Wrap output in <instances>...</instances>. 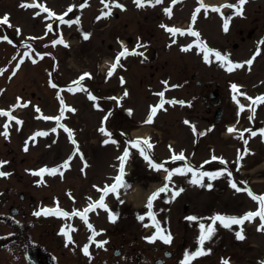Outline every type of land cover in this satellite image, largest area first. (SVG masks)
<instances>
[{
  "label": "rangeland",
  "instance_id": "374dc122",
  "mask_svg": "<svg viewBox=\"0 0 264 264\" xmlns=\"http://www.w3.org/2000/svg\"><path fill=\"white\" fill-rule=\"evenodd\" d=\"M0 1H2L0 2V14L8 9L9 10L16 9V7H18L16 3H19V0H7V2H5V0H0ZM48 1H50L51 6L53 5V7L56 8L57 13L61 12L64 9L67 10L68 5H72V4L75 5L77 3L75 0L73 1V3L68 4L67 6H63V4H65L64 0H48ZM208 1L213 2L214 0H208ZM235 1L236 0H230V2L232 3H234ZM9 2L12 3V5ZM89 4H90L91 9L94 10L95 6L98 5V2L96 3V2H93V0H91ZM126 8H129V7H126ZM128 10L129 11L126 14H120V19L121 21L128 22L129 27L131 25L138 26V24H140V27H144V29H140V33L142 34V37L144 36L145 39L150 41L149 46L151 45V47L149 46L147 47L148 49L147 60H151L153 58L152 54L156 50H158V52L162 54V56L164 57L165 51L167 50L168 52V48H166L165 46L162 47L160 45L162 44L164 45V43H166L167 41V38L165 36L166 38L165 39L164 36L162 35L161 28L159 27V22H162V21L167 22V20L164 19L163 17H162L163 19L161 18L159 14L160 8H152L149 12H146V13H139L135 11L134 8H131V7ZM21 11H24V10L20 8L19 13H21ZM261 11H264V0H256V1L254 0V2L252 3L248 2L246 6V12H245L246 16L248 17V20L245 19V20H242V22L240 21L237 22V20L234 21V23L232 24V29H233L234 34L231 36V39L228 41H225L223 38L221 39L220 37H218V32H219L218 22H217L218 20H214V19L210 20V19H206L207 17L203 18L204 16H200V19L198 21H200V24H203L204 22H206L204 26L205 28L204 33L206 37H212L217 43H219L216 45H219L221 49L223 47L231 48V46H233V41H234L233 36L237 35L235 33L236 30H234V28L246 29L248 26V23L256 17L258 18V20H260L259 27H261L262 24L264 23V18H263L264 14H262ZM13 12L16 13L15 10H13ZM31 12L32 11L26 10V13H24L25 15L24 17L30 19L29 17L31 16ZM202 14L206 15L204 12L203 13L201 12L200 15ZM189 17L190 16L188 12L185 9H182V11L179 12L177 15V18L179 20L178 19L176 20V18L175 20L178 23H180V21L182 20L188 21ZM34 20L35 19L31 20L30 27L28 25L25 26L24 30L26 34H24V36L26 39L33 40L32 36H37L38 40L39 39L42 40V38H44V34L50 35L47 32V30L44 29L43 23L41 22V20H38V21H34ZM140 20H143V21H140ZM10 21L12 23L13 18ZM211 21H212V24H211ZM113 23L114 22L112 20L111 25H113ZM143 23L145 24V26L143 25ZM113 29H114L113 27L110 28V32H108L109 31L108 29L105 30L106 34L103 33L102 36H105L106 38L107 37L110 38L113 34V32H111L113 31ZM54 30H57V27H55ZM63 30L65 31L66 29H63ZM21 31H23L22 28H21ZM120 31L123 32L124 29L121 28ZM211 33L214 35L211 36ZM259 35L260 34H257L258 37ZM51 36H49V38ZM130 36H132V34H130ZM93 37L95 38V36H92L91 38V43H90L91 45L80 46L77 43V41H73L75 42V44H73L70 50H66V51L57 50L56 51L58 55V56L56 55L57 61H60L61 68L59 67L56 68L60 70V72L58 71V74H54V77L52 78L53 81L61 82V84H64V85H66L71 80H72L71 82L75 81V78L80 75L79 73H81L84 70L83 66H86V61L88 63H92L93 66L89 64L88 66H86L85 69L91 70L92 73L94 74L97 63L100 61L99 56L94 54V52H96L94 49L95 47H97V45H99L100 41L98 39H100L101 37L97 36V38L95 39ZM23 39L24 37L21 38V40ZM41 40H40V44L43 43ZM107 42H112V40L107 38ZM45 47H47L46 44H45ZM174 48L175 49L172 48V51H170V53L172 54H169V57H166L167 59L171 58L168 62L170 64L166 68L168 75L167 76L165 75L170 81L169 84L172 83V85H176L180 83L179 81L180 79L182 80L184 79V77L182 76V73L184 71L182 72L179 71L181 67H182L181 70L186 68L188 70L194 71L195 69L197 70V66L199 64L198 71L200 74L198 75V79L201 80L204 86L207 85V83L210 82L211 79H216V81L221 83L220 87L222 88L224 92V96L222 97L223 100L228 98L230 101L231 98L238 97L229 88L227 89V86L229 85V83L233 81H236V80L240 81L242 79L243 77L242 74L244 73H241V70L233 69V71L229 72L227 68L223 66L222 63L215 64L214 66L208 62L200 61L198 64H196V58L194 57L193 54L186 55L188 56L186 59L185 57H181L183 58L182 60V59H179L178 56L176 57L173 54V53H177V48L176 47ZM102 52L103 54H107V53L110 54V52H107L106 48H103ZM241 53L242 52H240V56H239L240 59L245 58L247 56V55L246 56L241 55ZM33 54L38 60V63L36 66H33L26 61H24V65L23 64L21 65L19 61L16 60L14 61L12 65L10 64L9 68L4 69L3 73L0 74V109H5L7 108V105H10L17 101H22V100H29L31 103V106L23 110V112L21 113V116L24 121L23 123L24 126L21 127L20 129L15 130L14 133H12L13 137L11 138V141H10L11 143L6 144L4 140V136H3L4 134L0 132V160L8 161L6 167H4L2 170L13 171V174H10L7 177H0V189L2 190L9 188L10 186H13L15 188V184H17V182H21L23 184H26V183L29 184L30 182L32 183L33 181H35V179L31 178V176L28 174V169L35 168L36 165H39L43 161H45V164L43 166H52L54 164H60L62 161H64V159H66L67 153L72 150L68 139L63 135L60 136L58 133L57 134L48 133L46 136H39L29 142L24 141L23 143V138L26 137L27 139L32 131L38 132L41 129L46 130V127H49L51 124L49 122H44L43 120L39 118L34 119L33 118L34 113L32 110V106L34 105L39 106V108H41V114L43 115L46 114V112L51 115H56L58 111H55V110L61 109L58 104V101H60L61 97H63V100L65 101V103L69 102L72 104L73 101L71 100L74 97L82 93V92L71 93L68 90L49 88V85L47 84V80L49 79L48 76L52 75V67H49L51 68V70H48L47 68H45L44 64H41L39 62V57L37 53L33 52ZM199 57L200 56L198 55V58ZM12 59L13 57L7 55L5 46L1 45L0 46V69H3L5 65ZM152 60H154L159 65L163 64L161 56L158 59H152ZM163 60H166V59H163ZM43 61L47 62L48 58L47 59L43 58ZM184 61L186 62L184 63ZM146 62H147L146 60H143L142 62L139 61L140 64L136 63L135 69L137 70L136 71L137 76L135 78L137 80L139 78L144 77L143 74H146V78H143V79L145 80V82H147L148 76L150 75L153 76V74H155L154 71L151 73L150 70H148V67H145V69L142 67V64L143 63L146 64ZM151 63H154V62L151 61L147 63L145 66H148ZM175 63L177 64V68L175 66ZM17 64H20V67H19L20 69L18 73H16L15 75H12L15 69V66ZM49 65H50V62H49ZM170 65L175 66L177 73L171 71L172 67ZM68 69H69V72L67 71ZM131 71H132L131 73H135L134 70H131ZM212 71H215V73H213ZM64 72H66L67 74ZM161 73L158 72L154 76L157 78L155 81H154L155 78L152 79V86H153V90H151L152 94L157 93L156 90L158 89V87L161 86L160 82H158V80L161 81V79L164 78L163 76L161 77ZM255 80L256 79H254V81ZM248 81L249 79H247V83ZM249 82H252V81H249ZM191 83L192 84L189 86L190 91L188 90V88L186 89L180 88L181 90H177L180 92L170 91L168 93H165L166 96L164 97L175 98L177 96L176 99H178V101H185V103L184 104L179 103V106L175 105L178 108L171 110L172 112L171 114L169 113V115L167 116H162L161 122H159L158 119L156 120V123H155L156 128L154 127L156 129V132L154 133V131H152V135H151L152 138L150 142H155L156 140L160 141V146L156 150H154L157 158L162 161L166 159L167 161L169 155H168L167 150L165 149V146L170 143L175 148V152L179 151L185 154V156L188 159L186 160L188 163L193 164L194 162L193 165H197L202 159L207 158L208 156H209L208 158H210L211 153L204 152V148L206 149V145L210 143L214 145L216 148V149L214 148L216 150L215 152L212 150V154H217L218 156L220 155L224 157V159L228 161L227 166H230L233 168L235 165H238L239 168H243L244 171L247 170L246 168H249V166H252L255 164L256 158H254L253 160L250 159L246 161V165H245L244 163H241L239 161L237 157L239 153L238 152L236 153V151H233L235 148H232L233 150L231 151H226L225 149H227L228 146H226L225 148L223 145V144L231 145L235 141V139H232V140H229L227 138L224 139V136H223L224 134H227L225 131L227 128L223 124L227 123L229 120L231 122V120L233 119V107H232L233 105L230 106V104L226 100L228 103L225 105V109H224L226 111V114L223 116V121L220 124L218 123V125H215V130L213 131V125L209 124L205 120L207 118H212L214 116V109H210L209 111L206 109L204 104L208 102V98L200 97L199 96L200 94L198 95V91L192 89V87L195 88L194 83L193 82ZM110 86L112 87L113 90H118L120 88V86L117 84L116 81L111 82ZM201 89L202 88L198 90H200L201 93L204 94L206 90L205 89L201 90ZM79 91H83L84 93H86L83 89H80ZM131 94L133 98V102H131L133 103L132 107H134L135 105L136 107H135L134 115L132 116L133 118L132 120L128 122L127 127H133V126L138 125V123L140 122V119L144 117L143 116L144 108L146 110L145 100L151 101V98H148L150 97L148 96L149 92L144 93L142 87L138 86V84H134V80L131 81ZM51 98H55V101L52 100ZM134 100H135V103H134ZM73 103L76 108H79V112L78 114H76V116L79 117L80 119L83 118V115H82L83 110H85L84 116L88 119H92L93 121L97 120L95 119L96 117L100 119L104 115V113L97 114L98 109H96L93 112V115H91L92 112L90 113V111L87 110L86 108L82 110V107L85 104L81 102L79 97L77 99L75 98ZM189 103L196 104V106L193 105L194 109H192V105L188 106ZM109 106H110V103H106V106L105 104L103 105L101 104V108H104L103 112H106V109H108ZM121 107L123 110L127 109L125 108L126 106L124 105H122ZM118 108L120 109V107ZM129 108L130 107H128V109ZM88 112L90 113L89 115H88ZM188 116L193 118L191 123L195 124L196 129H198L200 133L204 132L203 136L200 135L201 143L199 147L193 148L194 150L192 149L193 136L191 132V127L189 126L191 123H188V124L186 123V121H189ZM68 117H70V115L66 116V118ZM196 118H199L200 121L197 120ZM69 122L72 123V120L68 121V123ZM76 128L80 129V124L76 125ZM205 129L207 132L205 131ZM90 131L91 129L89 126V131L85 132L82 138L80 136V139L82 140L83 138L89 135L91 136V134L93 133L92 131L91 132ZM26 144H27V150H25ZM78 145L80 149L84 150L86 148L84 146L85 144H83L82 142H80ZM202 145L205 147L203 148ZM92 149H93L92 154H93L94 162L96 163V167L102 166V168L105 167V169L106 167L109 166L111 157L113 156L116 157L115 155H117L119 152L118 150L115 152L111 151V145H110L109 150H107L104 144H101L98 148L93 147ZM262 154L264 155V153ZM262 157L258 158V161H257V162H260V161L262 162L260 165L261 169H259L257 172L251 171V174L248 175V180L255 182L254 185H257V186L259 184H262L264 186V156ZM136 161L140 163V160H136ZM136 161H134L132 164L135 163L137 172L142 171V173L143 172H146V174L149 173L150 176H148V178L150 180L158 179L157 177L158 174H156L155 171L151 172L147 170V168H143V167L140 168V164ZM183 163L185 162L183 161ZM83 164H84L83 161L77 158V156H75L74 160L71 162V165H74L76 168H80ZM87 165L91 166L90 159H88ZM165 165H166L165 170L171 169V168H177L178 162H173L170 160V161H167ZM215 166L217 165H209L205 167L203 170L210 171ZM217 167H220V166L218 165ZM61 171L63 174H61L60 172L56 173L55 175L49 173L46 177V183L55 182V181L56 182L65 181V182H68V184H70L69 187H73L77 183H82V181H80L78 177H74L78 175L77 171L75 175L72 174L75 171L74 170L69 171V168L62 169ZM188 176L189 175H187V173L186 174H174L173 178L177 177V179L175 182L174 180H172L170 185L175 186L176 188H180L181 183L182 184L186 183L188 179L191 180V178ZM185 178H188V179H185ZM221 178H223L224 181H223V184L219 185L218 188L216 189L217 194L208 190L207 187L206 188L208 190V193L203 188L200 189L201 193L200 192L197 193L195 189L199 188L198 186L195 188L191 187L189 190H186L183 187L185 191H183L181 194H185V195L181 198V200L184 199V201L178 202L171 206H167L164 203V199H161L159 203H156V201L154 202V207H153L155 209L154 212L161 225V229L163 230V232L170 231L173 237L172 243L166 245V248H168L169 250H172V254H173L172 259L168 260V264L176 263L177 260L175 261V258L177 257V254L181 255V258L179 260L180 262L183 259V256L186 251H194L197 248L198 246L196 245L197 242L194 243L196 240L194 231L195 229H198L200 222H203L205 224H210L211 223L210 218L216 213L239 216L241 213L245 211L254 209V204L253 205L249 204V201L244 198L245 196L243 193L235 197V196H232L233 189H230V191L229 190L222 191L223 188H227L228 186H230V178L227 176V174H225L224 176H221ZM106 179L107 181L110 180V178H106ZM235 179H237L240 182L245 181L244 177L240 176V173L235 174ZM91 181L99 183V180L93 179V177H88L87 179L84 180L83 183L91 182ZM209 182L213 184L214 180L210 179ZM43 187L44 186H41L40 188H43ZM14 188L11 190L12 192L17 190V188L15 189ZM63 188L64 187H62L61 191H63ZM40 191L42 192L46 190L42 189ZM165 194H166L165 198H167V196L170 195V194L168 195L167 192ZM61 195H62V192H61ZM12 198L16 199L14 198V196H12ZM62 201L65 204V200L62 199ZM176 201H179V200H176ZM186 201L189 202L187 210L183 208ZM136 207H134L132 204L130 205L121 204L120 206L113 207L114 211H117L120 214L119 215L120 222H116L117 227L119 229V233H120L119 237H121L120 239H122V234H125L127 240H130V241L136 240V244L138 245L139 249L143 252V256H145V254L147 253L148 256L150 255L151 257L153 253L149 252L150 250L149 248L146 249L144 247V245L146 244L144 242V237L148 236L150 232L153 233V231H156V229L152 228L153 230H150L148 227H146V225L150 224L149 222L153 224L150 217L146 216L145 220L143 221H141L138 218L140 214L147 213L149 209H147L146 207L143 208L142 204H138ZM191 215L199 216L201 220H198V221L188 220L187 217ZM39 224L41 225L40 221H39ZM34 225H36V223H34L27 231L24 230L23 232L19 233L20 236L25 234L23 237L22 245L19 248L23 247V244L26 241L25 236L32 229L33 230L31 232V238H32L31 240L33 241L35 240L47 248H55L59 245L58 240L55 241L51 239V237L54 235L48 236L47 234L46 236L42 237L43 235L41 234V230L37 231V229L39 228H36V226ZM102 225H105V224H102ZM237 228H239V225L237 224H233L231 228H227V227L225 228L220 222H217L216 223V233L214 234L212 240L206 241L204 245L205 248H208V247L212 248V252L206 253L200 256L199 258H196L192 264H221L220 259L222 257L223 258L225 257L233 258L235 259V262L237 264H259L260 261H262L264 258V231H258L259 236H257V234L252 233V228H254V230H256L257 228V226L255 228V225H254V227L249 228L248 236L245 239L240 240L237 238V235L235 232ZM6 229H8L6 231L8 233L7 240L13 239L14 243L11 247L9 246L7 248L5 253L0 252V263L1 264H24V262L22 261L23 255H20L21 250H18V248L16 247V244L19 246V242L18 243L16 242L18 237L16 235L11 234V230L8 227ZM1 233L2 232H0V234ZM199 233L200 231L198 230V235ZM181 241H183L182 244H181Z\"/></svg>",
  "mask_w": 264,
  "mask_h": 264
},
{
  "label": "snow or ice",
  "instance_id": "6c2138e0",
  "mask_svg": "<svg viewBox=\"0 0 264 264\" xmlns=\"http://www.w3.org/2000/svg\"><path fill=\"white\" fill-rule=\"evenodd\" d=\"M102 2L104 3L105 7L107 8V11H102L101 17H107V16H110L112 14V8L109 6L110 4H115L117 7L121 8V9L126 8V5H124L123 3H120V0H102ZM176 2H177V0H172L173 4H175ZM135 3L138 6L143 7L145 5V3L155 5V4L162 3V0H135ZM246 3H247V0H237V3H229V4H225V5L214 6V5L205 4L204 0H199L200 6L196 9L195 13L193 14L192 22H193V24H195L197 14L200 12V10L202 8L203 9L212 8L213 10L220 12L221 16H224L222 8L223 7H230V8L235 10L234 14L244 15V5ZM86 4H87V0H84V3H81L79 5V7L83 8L86 6ZM21 6L22 7H39L44 12L49 13L50 17H57L59 19V21L62 23H67L69 25L72 23V21L70 19L69 20L64 19L65 15H67V13L58 15L57 12H55L51 8L47 7L45 4H40L38 2V0H37V3H35V4H27V2H26L25 4H22ZM75 7H76V5H72L71 7H69L68 12H71L73 10V8H75ZM164 10L169 14V16H171V14H172V8L171 7H167ZM34 15L39 16L40 12L37 11L34 13ZM99 18L100 17H98V19ZM230 20H231L230 16L224 17L223 29L225 32H227L229 30ZM0 23L10 25L11 24L10 14H5L3 17H0ZM163 27H165L173 35H175L177 33L183 34L186 32H190L191 36H193V37H196V38L201 37V33L199 31L195 30V28L183 29V28L175 27V26L169 27L168 25H163ZM47 28L49 30H52L53 25L51 23H49L47 25ZM90 35H91L90 33L84 32L85 38H89ZM0 39L7 40L8 37L6 35L0 36ZM52 43L53 44L65 43L66 44V41H64V39H63V34L61 33L60 38L58 40L54 39L52 41ZM120 43H121V45H123V48L121 51L118 52L117 56L115 57V62L111 63V67L109 68V71L107 73V75L109 77H111V75L116 71L118 66H122L121 65V58L122 57H126L130 53L131 54H138L141 56L144 55L143 52H139V49L143 47V44L138 43L135 49L130 50L126 45H124V41L121 40ZM194 43L204 53L203 58L208 63L212 62L210 57L214 54L216 60L222 61L223 66L225 68H227V70L229 72L233 71V69L235 67H243V64H241L239 62L232 61L230 59V54H224L219 50H216V49L209 47L208 44L206 43V41H204L202 39H197ZM260 44L264 45V40H261ZM192 48H193L192 43L182 46V49L184 51H188ZM28 54L29 53H26V55H28ZM38 55H40V54H38ZM257 55H260V50H257L256 54L253 55L252 58L248 59L244 63L251 66L253 64L254 60L256 59ZM20 63H23V60H21ZM16 67H17V69H19L20 64H17ZM249 70H250V67H249ZM3 71H4V69H0V74H2ZM15 74H16L15 72L12 73V75H15ZM91 75H92V73H90V72H84L82 75H80L78 77V80L73 81V86L69 88V91H75L76 86L78 84H80V82L84 81V79L86 77H91ZM120 79H121L122 83L125 82V78L123 76H121ZM164 83L167 84L168 82L165 81ZM52 86L58 87V85L55 83H53ZM175 86L176 85H171V87H175ZM231 86L234 90H237V91L241 87L240 85H238L236 83H233ZM80 87L83 90L87 91V89L83 88L82 84H80ZM123 95L124 96L129 95L128 91L125 90ZM158 95L162 99L158 105L152 106L151 111H150L145 123H152L154 121V117L157 115L158 109L164 107V104L166 101L163 99V97H164L165 93L163 91H161ZM241 95L247 96V99L249 101H251L252 103L248 104L246 106L245 104L240 103V101L237 100V103L240 106V111L243 112L245 107L251 109L252 115L249 118L254 119L255 118V112H256L255 105L264 104V94L257 95L255 97H252V96L248 95L247 93H241ZM89 97L93 101L98 100V97L93 95L91 92H89ZM120 99H122V97ZM28 103H30V101ZM60 103L62 105L60 115L45 116L44 118L56 120L59 122V121H61L62 117L64 116L65 110L70 108V111L73 113L77 111V109L75 107H72V106L68 105L67 103H65V101L63 100V97L60 98ZM172 103H176V101L173 100ZM179 103L184 104L185 101H179ZM95 107L99 109L101 107V105L99 103H96ZM36 110L38 112L41 111L39 106H37ZM132 111H133L132 109H128L129 113H131ZM0 115L8 116L9 122H11L12 120H18V118L13 116L10 111L4 110V109H0ZM109 115H110V113H109ZM104 120L107 121L108 116H105ZM19 123L22 124L23 121L21 120V121H19ZM186 123H191V122L186 121ZM61 127H63L65 129V131L68 133V135L72 138L73 144L77 145L76 146V152L80 153L81 157H83V153L81 152L79 145H78V142L75 139L74 130L71 127H68L66 124H62ZM4 128H5L4 135L8 136L9 135V133L7 132L8 124H5ZM192 128H193V131L196 130V126L194 124H192ZM100 131L105 133L109 138L112 137V133L108 130L107 127H101ZM243 131L250 132L252 136H256L257 131L261 134H264V128H259L258 130H255V131L251 128H248V129H244ZM229 132H237V134L240 135L241 138L243 139V136H242L240 130L236 129L235 126L230 127ZM47 134L48 133L46 131H38L35 133V136H46ZM109 142H110L109 139L104 140L105 144H108ZM112 142L116 143L117 147H119L118 141H112ZM128 144L133 146L135 149H138L140 154L146 160H148L150 162V166L155 168L157 171H159L160 169L166 168V165L164 163H157L152 158V156L149 155L148 150L153 147L152 143L150 142V138L138 137L135 140L130 139V140H128ZM244 144H245V146H247L248 140L245 139ZM169 147L171 148L172 146L170 145ZM25 150H27V144L25 145ZM248 151H251V149L246 148L245 153H243L241 155V158L243 155L247 154ZM130 157H131V149L125 148L122 152V155L117 157V159L120 161L119 173L115 176L114 182L111 184H105V186H103V187H100L99 185H97L96 187H97L98 191L101 193V195H100L98 200L92 199L90 197L89 200L91 202L88 204V206L85 209H83V210L74 209L72 212H69L67 210L62 209L59 205V201L57 200V203H56V206L54 209L51 207H45V208H42L40 211H37L35 213V215L39 216V215H41V213H43L45 215L55 214L56 216H63L65 218L78 215L87 223L88 228L91 230L92 235L89 238L90 241H94L96 243L97 247L106 245L107 244L106 240H96V236L99 234V232H103L105 230L100 229L99 232L97 231L95 226L89 222V213L95 209H104L109 213L110 221L115 222L116 220L119 219V215H120L119 212L114 211L110 207V205L106 202V197L110 193H114L117 196V198L119 199V197L121 195V189L127 190L128 188L132 187V185L126 179V176H127L126 164H127L128 160L130 159ZM71 159H72V157H69V159L64 161L63 164L58 165L56 167L49 168V167L45 166V167L38 170L39 174L42 177L45 173H51V174L55 175L56 173L60 172L61 174H63L61 171L62 169H67V168L71 167ZM169 159H171L173 161H176V160L186 161L187 157L185 156V154L183 152L176 153L175 150L173 149V154L171 157H169ZM211 159L212 160H221L224 164L228 163V161L226 159H224V157H222V156L218 157V156L213 155ZM207 162L208 161H205V163H207ZM7 163H8V161L0 160V177H5V176L10 175L9 172L2 170L3 165H5ZM84 163H85V167H86L87 161L85 160ZM166 171H167V175L165 177L166 182L163 184V186L159 187L156 191H154L147 201V208L149 209V211L145 214H140L138 216V218L141 221L145 220L146 216L150 217L152 223L155 225V227L157 229V231L153 235L145 237V239L148 240L149 242L154 243L157 239H161L165 243H168V244L172 243L173 237H172L171 232L170 231L169 232H162L161 231V225H160V223H159V221L155 215V212L152 211V209L154 207V201L158 197L161 196V193L171 192L172 197H175V196H179L185 190L183 187H180L178 189L170 188V184L173 180L174 174H186V173L190 172V173H192L191 182L193 184H198L201 186H203V184H204V178L205 177H208L211 180H216L218 177H221V176H224L225 174H227V176L231 179V187H233L234 189H237L238 191H240V190L247 191L248 194L250 196H252L259 203V207L257 210H255V211L249 210L246 213H244L242 216L216 213L214 216H212L210 218L211 219L210 224H205L203 222H200L199 223L200 235L198 237L199 246L194 251H186L184 256H183L182 261L180 262V264H192V262L197 257H200L206 253L212 252V248H210V247L205 248L204 245H205L206 241L212 240L214 234L216 233V223L217 222H220L224 227H227V228H231L233 224L241 225L239 232H237V234H236L237 238L240 240H243L246 238L245 233H244V228L242 227L244 225L245 221L255 222L256 218L259 217L260 223L258 224L257 230L258 231H264V194L258 195L250 187L247 189H241L240 186L238 185L236 179L232 177L231 171H229L227 168H221V169H218L217 171H202L200 168L191 166L189 164H185L183 168H180V167L171 168V169H166ZM245 183H247V182L245 181ZM207 187L209 189H211L213 187V185L211 183H209V184H207ZM69 195H71V193H69ZM73 199H75V197H73ZM120 202L123 203L124 201L121 200ZM187 219L190 221L201 220V218L199 216H196V215H191V216L187 217ZM61 231L64 235H66L68 242L75 243V241L73 240V236L67 230V226H65V228H62ZM83 252L85 255H87L89 257L92 256V252L90 251V244H85L83 246ZM223 264H230V261L228 259H224ZM260 264H264V261H261Z\"/></svg>",
  "mask_w": 264,
  "mask_h": 264
},
{
  "label": "flooded vegetation",
  "instance_id": "af4514ba",
  "mask_svg": "<svg viewBox=\"0 0 264 264\" xmlns=\"http://www.w3.org/2000/svg\"><path fill=\"white\" fill-rule=\"evenodd\" d=\"M95 189L96 188H93V190H95ZM79 193H80L79 196H80L81 199H85V196L88 194L87 189L81 190V192H79ZM19 199H20V204L19 205H22V208H25V205L23 204V202H24V194H21ZM76 199H77V197H76ZM118 233H119V231H118L117 228L116 229H112V231H111L112 235H117L118 236ZM120 246H121L120 249H115L114 245L113 246L110 245L109 250H112V254L114 255L115 258H111L109 260V259H106V258L99 259L97 257V264H120V258L121 257L123 258L124 264H162V262L159 261V260H156V258L155 259H151V260L144 259L143 257H141L140 253L136 251V248L130 247L128 250L127 249L125 250L124 243H120ZM123 251H125L126 255L123 254ZM153 252L154 253L161 252L165 256L169 254L168 252H163V246H160L158 248H153ZM115 254L117 256H115ZM47 260L48 259L46 257H42L41 256V258H39V260H38L39 261L38 264H55L53 262L46 263L45 261H47ZM85 264H87V263H85ZM91 264H94V263L92 262Z\"/></svg>",
  "mask_w": 264,
  "mask_h": 264
},
{
  "label": "bare ground",
  "instance_id": "6f19581e",
  "mask_svg": "<svg viewBox=\"0 0 264 264\" xmlns=\"http://www.w3.org/2000/svg\"><path fill=\"white\" fill-rule=\"evenodd\" d=\"M230 127H232V125L230 126ZM134 136H137V135H140L139 133H134L133 134ZM144 137H145V135H143ZM136 194H137V191L136 190H132L129 194H128V197L131 199V201L133 202V203H135V204H137L138 203V200H137V196H136Z\"/></svg>",
  "mask_w": 264,
  "mask_h": 264
}]
</instances>
